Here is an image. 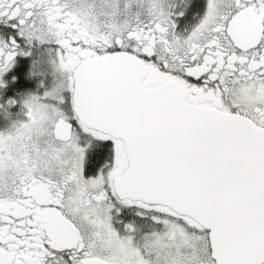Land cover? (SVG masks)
I'll return each mask as SVG.
<instances>
[{
  "label": "snow or ice",
  "instance_id": "obj_1",
  "mask_svg": "<svg viewBox=\"0 0 264 264\" xmlns=\"http://www.w3.org/2000/svg\"><path fill=\"white\" fill-rule=\"evenodd\" d=\"M0 264H264V0H0Z\"/></svg>",
  "mask_w": 264,
  "mask_h": 264
}]
</instances>
